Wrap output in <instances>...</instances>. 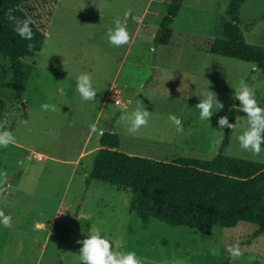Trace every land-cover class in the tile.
I'll return each mask as SVG.
<instances>
[{
  "label": "rangeland",
  "instance_id": "374dc122",
  "mask_svg": "<svg viewBox=\"0 0 264 264\" xmlns=\"http://www.w3.org/2000/svg\"><path fill=\"white\" fill-rule=\"evenodd\" d=\"M228 1L182 0L167 45L156 42L155 36L171 0L22 1L21 8L45 40L34 57L23 58L26 80L21 99L1 86L11 79V70L9 58L0 54V123L15 137L0 147V180L9 184L0 185V210L11 217L12 225H0V264H80L82 240L96 228L116 250L134 251L141 264H223L226 259L228 264H264V232L256 235L257 224L240 221L232 227L195 229L154 217L142 219L129 208L130 189L87 177L104 131L119 133L120 149L130 154L210 159L227 127H218L219 118L228 117L235 104L234 88L241 81L255 89L264 106L260 70L252 69L250 62L208 51L228 19ZM127 10L131 15L125 18ZM239 14L245 40L264 46V0H245ZM117 17L130 35L121 46L107 40V29ZM82 72L92 76L95 100L83 101L77 92L76 78ZM128 84L142 86L129 110L150 111L148 123L136 131H130V121L122 118L131 112L117 114L122 109L118 89L130 92ZM207 86L223 105L210 122L200 120L195 107ZM188 92L192 100L187 103ZM44 103L57 107L45 110ZM170 115L181 120L182 131ZM245 115L238 109L234 139L224 153L264 162V145L258 154L240 147ZM200 132L206 140L198 147ZM135 134L151 140L140 141ZM167 138L180 142L175 150L153 142ZM36 224H42V230ZM237 242L238 257L228 251Z\"/></svg>",
  "mask_w": 264,
  "mask_h": 264
},
{
  "label": "trees",
  "instance_id": "16d2710c",
  "mask_svg": "<svg viewBox=\"0 0 264 264\" xmlns=\"http://www.w3.org/2000/svg\"><path fill=\"white\" fill-rule=\"evenodd\" d=\"M22 1L0 0V54L9 58L11 70V79L1 86L13 90L17 99L22 97L26 80L23 58L34 57L45 40L41 28L21 8ZM244 1H228V19L208 51L254 63L264 75V46L248 43L240 28L239 9ZM181 2L171 0L160 21L155 40L161 45L170 42L171 24ZM8 8H14L20 18L31 19V40L13 31L6 19ZM238 109L239 101L235 99L228 121L234 123ZM0 126L3 128L2 122ZM230 136L231 128L227 126L217 153L210 159L178 156L162 160L122 151L118 135L104 131L87 177L130 189L129 208L142 219L154 217L172 226L195 229L232 227L246 221L257 224L258 235L264 232V163L226 155Z\"/></svg>",
  "mask_w": 264,
  "mask_h": 264
},
{
  "label": "clouds",
  "instance_id": "9594fccd",
  "mask_svg": "<svg viewBox=\"0 0 264 264\" xmlns=\"http://www.w3.org/2000/svg\"><path fill=\"white\" fill-rule=\"evenodd\" d=\"M129 15H131V10L125 11L124 17L126 18ZM6 19L12 23L13 31L22 39L31 40L34 33L31 28L30 18H20L15 15L14 8H8ZM107 40L115 46H121L129 42L130 35L126 23L122 22L119 17L115 18L113 26L107 29ZM76 79V89L81 99L83 101L95 100L97 90L94 87L91 74L82 72ZM234 89V98L239 101V109L246 113L245 116L247 118V127L238 136L240 147L245 151L258 154L262 150L261 146L264 145V106L258 103L255 89L247 82L241 81L240 85ZM199 96L203 97L198 100L195 106L199 109V119L210 122L209 117L214 111L223 106L222 102L216 99L217 94L210 90L208 86L201 90ZM41 107L45 110L54 111L57 105L55 103H44ZM149 117L150 111L137 108L133 109L130 114L126 112L122 118L130 121V131H136L140 126L148 123ZM169 119L177 126V131H182V122L177 116L170 115ZM225 125L231 128L233 123L228 121L227 117H220L218 127L223 128ZM90 127L92 131H96L95 125ZM14 138L11 131H0V147H6ZM0 183H3V180H0ZM0 225L7 228L12 226L11 217L5 215L2 210H0ZM101 233L102 231L96 228L83 238L78 255L80 264L81 262H86V264H141L134 251L123 252L116 250L114 242ZM228 251L233 256L238 257L241 255L238 242L230 245Z\"/></svg>",
  "mask_w": 264,
  "mask_h": 264
},
{
  "label": "crops",
  "instance_id": "0c3cea01",
  "mask_svg": "<svg viewBox=\"0 0 264 264\" xmlns=\"http://www.w3.org/2000/svg\"><path fill=\"white\" fill-rule=\"evenodd\" d=\"M188 35V33H186L185 32V36H187ZM252 69H257L256 67H255V64L254 63H252ZM140 87H142L141 85H138V86H135V84H133V86H131L130 84H128V86H127V88H126V90L127 89H131L130 90V92H125V94H123L122 92V90L120 91V89H118L119 90V93L117 94V96H118V102H119V106L122 108L121 109V112H119L118 111V115H121L122 113H125V109H126V111L128 110V113H130L131 111L129 110V108H131L130 106H131V103H132V101H133V99L136 97V91L137 90H139V88ZM184 93V92H183ZM135 96V97H134ZM183 99V98H182ZM186 101H187V103H188V101L189 100H192V96L189 94V92L188 93H186V96H185V98H184ZM133 110V109H132ZM235 122V121H234ZM234 124L235 123H233V126L231 127V136H230V140H229V144H228V146L226 147V149H229L230 148V144L232 143V141H233V139H234ZM118 127H119V125H118ZM121 127V126H120ZM0 130L1 131H5V129L4 128H0ZM122 130H123V128H122ZM118 131H119V129H118ZM115 133L118 135V137H120V135H119V133H117L116 131H115ZM136 135V134H135ZM204 136H206L205 135V133L203 134V132H200V133H198V136H197V138L195 139V143L197 144V146L199 147V146H201V144H202V142H204L205 140H206V138L204 137ZM138 140H143V138H146L145 140H151V138H147V137H143V138H141L140 136H138V135H136L135 136ZM134 137V138H135ZM148 140V141H149ZM160 140H164L163 142H159V141H153L155 144H156V142H158V143H166L167 145H169L167 148H172V146H173V149L175 150L176 148H177V146H176V144L177 143H180L178 140H174V139H172V138H170V139H160ZM119 141H120V138H119ZM150 142V141H149ZM188 142H190L188 139H187V141H186V143L188 144V149H192V145L191 144H189ZM207 143V142H206ZM206 143H204V144H206ZM197 147V148H198ZM119 148H122V145H121V141H120V147ZM264 163V162H263ZM4 183V182H3ZM3 183H0V185H2ZM5 185H6V187L5 188H8V186H9V184L8 183H4ZM35 227H36V229H41L42 230V227H43V225L42 224H36L35 225ZM49 231L50 232H54V227H52V226H50L49 227Z\"/></svg>",
  "mask_w": 264,
  "mask_h": 264
},
{
  "label": "built area",
  "instance_id": "2783aa9c",
  "mask_svg": "<svg viewBox=\"0 0 264 264\" xmlns=\"http://www.w3.org/2000/svg\"><path fill=\"white\" fill-rule=\"evenodd\" d=\"M35 156H36L37 159H41L42 158L40 154H36Z\"/></svg>",
  "mask_w": 264,
  "mask_h": 264
}]
</instances>
